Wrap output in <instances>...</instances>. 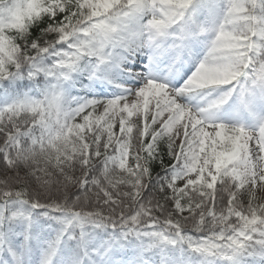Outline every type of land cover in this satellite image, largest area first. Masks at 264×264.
Segmentation results:
<instances>
[{
    "label": "snow or ice",
    "instance_id": "1",
    "mask_svg": "<svg viewBox=\"0 0 264 264\" xmlns=\"http://www.w3.org/2000/svg\"><path fill=\"white\" fill-rule=\"evenodd\" d=\"M0 264H264V0H0Z\"/></svg>",
    "mask_w": 264,
    "mask_h": 264
},
{
    "label": "trees",
    "instance_id": "2",
    "mask_svg": "<svg viewBox=\"0 0 264 264\" xmlns=\"http://www.w3.org/2000/svg\"><path fill=\"white\" fill-rule=\"evenodd\" d=\"M165 163H166V164H167V163H170V161H169L167 158H165ZM158 170H159V168L157 167V168L154 169V172H155V171H158Z\"/></svg>",
    "mask_w": 264,
    "mask_h": 264
}]
</instances>
